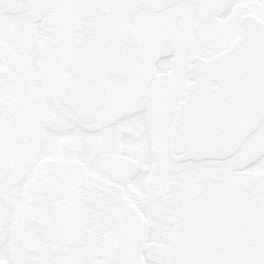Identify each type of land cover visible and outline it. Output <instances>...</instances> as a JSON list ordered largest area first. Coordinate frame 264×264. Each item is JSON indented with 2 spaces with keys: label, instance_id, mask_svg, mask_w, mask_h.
Listing matches in <instances>:
<instances>
[{
  "label": "snow or ice",
  "instance_id": "1",
  "mask_svg": "<svg viewBox=\"0 0 264 264\" xmlns=\"http://www.w3.org/2000/svg\"><path fill=\"white\" fill-rule=\"evenodd\" d=\"M0 264H264V0H0Z\"/></svg>",
  "mask_w": 264,
  "mask_h": 264
}]
</instances>
